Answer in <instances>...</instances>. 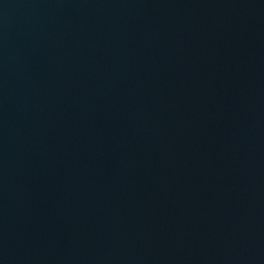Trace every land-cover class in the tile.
Instances as JSON below:
<instances>
[{"label":"water","instance_id":"1","mask_svg":"<svg viewBox=\"0 0 264 264\" xmlns=\"http://www.w3.org/2000/svg\"><path fill=\"white\" fill-rule=\"evenodd\" d=\"M0 264H264V0H0Z\"/></svg>","mask_w":264,"mask_h":264}]
</instances>
